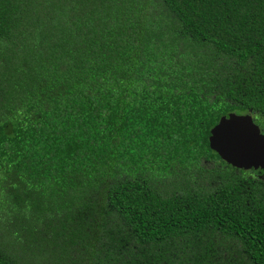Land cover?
<instances>
[{"label": "trees", "instance_id": "obj_1", "mask_svg": "<svg viewBox=\"0 0 264 264\" xmlns=\"http://www.w3.org/2000/svg\"><path fill=\"white\" fill-rule=\"evenodd\" d=\"M264 0H0V264H264Z\"/></svg>", "mask_w": 264, "mask_h": 264}, {"label": "water", "instance_id": "obj_2", "mask_svg": "<svg viewBox=\"0 0 264 264\" xmlns=\"http://www.w3.org/2000/svg\"><path fill=\"white\" fill-rule=\"evenodd\" d=\"M208 143L232 168L264 175V135L251 114L228 113L208 133Z\"/></svg>", "mask_w": 264, "mask_h": 264}]
</instances>
